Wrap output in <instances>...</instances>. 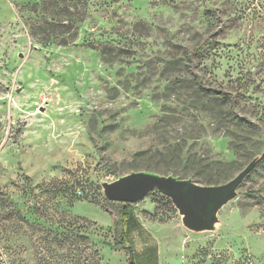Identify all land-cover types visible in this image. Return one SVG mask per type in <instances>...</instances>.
<instances>
[{"label": "rangeland", "instance_id": "rangeland-1", "mask_svg": "<svg viewBox=\"0 0 264 264\" xmlns=\"http://www.w3.org/2000/svg\"><path fill=\"white\" fill-rule=\"evenodd\" d=\"M44 21H71L75 35L41 42L54 29L32 34ZM190 72L231 93L228 109L249 128L228 120L227 136L189 104L181 79ZM167 143L228 161L231 176L264 151V0H0L6 264H127L106 245L120 211L102 183L136 170L134 160L154 163L150 153ZM138 151L148 153L134 159ZM132 217L136 264H264V158L213 229L187 228L156 189L133 203Z\"/></svg>", "mask_w": 264, "mask_h": 264}, {"label": "trees", "instance_id": "trees-1", "mask_svg": "<svg viewBox=\"0 0 264 264\" xmlns=\"http://www.w3.org/2000/svg\"><path fill=\"white\" fill-rule=\"evenodd\" d=\"M44 25L51 26L54 29H51L45 32V35L42 37L41 42H49L51 37L54 35H60L59 44L66 45L69 42L71 37H74L75 33L72 31L76 25L71 21H44L42 24H33L32 34H37V29L44 27ZM56 28H59L58 32L55 31ZM66 33V34H65ZM172 62L176 63L177 60ZM191 73V72H190ZM191 73L186 77H182L185 89L187 92L193 95L192 100L189 102L192 106H199L204 111L218 122L222 123L223 128H225V133L228 136V120L235 122L240 128H249V121L245 120L243 117L238 116L235 112L228 109V104L234 101V96L223 90L215 89L207 86L198 78H194ZM174 82H176L174 80ZM168 116L167 113L160 118V121H163ZM230 133L237 138H240V133ZM244 138V137H242ZM233 145V140L230 141V146ZM234 146V145H233ZM148 151H138L134 154V159L141 157L144 154H147ZM151 158L154 160V163H145L142 167L143 170L155 171L162 174H173L181 178L191 177L193 181L200 184H218L229 180L232 175L230 170L231 163L228 161L221 160H208L205 157L197 154L196 152H191L189 149L186 151L183 150V145L179 143H167L163 146L161 150H154L150 153ZM163 162V165L166 166V169L161 170L159 164ZM132 166L136 170L140 167L137 160H134ZM168 171V172H167ZM74 185L71 184L68 188H72ZM66 188V187H65ZM7 198L3 193L0 192V207L6 205ZM120 218L118 220H113L112 227L114 230V243L106 245L110 247H119L121 248L126 255L127 264H136L134 251L129 242L128 234L131 230L132 222H135L132 217V205L130 202H118ZM19 213V209L11 210V212ZM3 218H7L6 215H3ZM15 216V217H16ZM2 247V246H1ZM0 264H6L0 258Z\"/></svg>", "mask_w": 264, "mask_h": 264}, {"label": "water", "instance_id": "water-1", "mask_svg": "<svg viewBox=\"0 0 264 264\" xmlns=\"http://www.w3.org/2000/svg\"><path fill=\"white\" fill-rule=\"evenodd\" d=\"M263 158L264 151L229 180L218 184H200L191 177L181 178L150 170H131L113 181L103 182V193L108 200L134 203L156 189L172 200L187 228L210 230L217 222V210L235 196L238 185Z\"/></svg>", "mask_w": 264, "mask_h": 264}]
</instances>
